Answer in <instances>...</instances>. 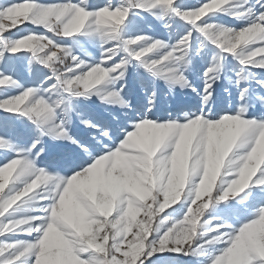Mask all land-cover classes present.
Wrapping results in <instances>:
<instances>
[{
	"label": "snow or ice",
	"instance_id": "obj_1",
	"mask_svg": "<svg viewBox=\"0 0 264 264\" xmlns=\"http://www.w3.org/2000/svg\"><path fill=\"white\" fill-rule=\"evenodd\" d=\"M0 264H264V0H0Z\"/></svg>",
	"mask_w": 264,
	"mask_h": 264
},
{
	"label": "rangeland",
	"instance_id": "obj_2",
	"mask_svg": "<svg viewBox=\"0 0 264 264\" xmlns=\"http://www.w3.org/2000/svg\"><path fill=\"white\" fill-rule=\"evenodd\" d=\"M90 51H93V49H89ZM93 99H95V97H93Z\"/></svg>",
	"mask_w": 264,
	"mask_h": 264
}]
</instances>
